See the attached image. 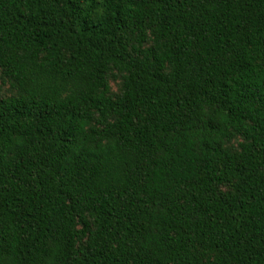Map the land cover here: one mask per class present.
Segmentation results:
<instances>
[{
  "label": "trees",
  "instance_id": "1",
  "mask_svg": "<svg viewBox=\"0 0 264 264\" xmlns=\"http://www.w3.org/2000/svg\"><path fill=\"white\" fill-rule=\"evenodd\" d=\"M0 264H264V0H0Z\"/></svg>",
  "mask_w": 264,
  "mask_h": 264
}]
</instances>
